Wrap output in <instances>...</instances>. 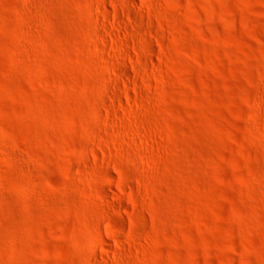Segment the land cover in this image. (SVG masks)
<instances>
[{
    "label": "rangeland",
    "instance_id": "obj_1",
    "mask_svg": "<svg viewBox=\"0 0 264 264\" xmlns=\"http://www.w3.org/2000/svg\"><path fill=\"white\" fill-rule=\"evenodd\" d=\"M0 264H264V0H0Z\"/></svg>",
    "mask_w": 264,
    "mask_h": 264
}]
</instances>
